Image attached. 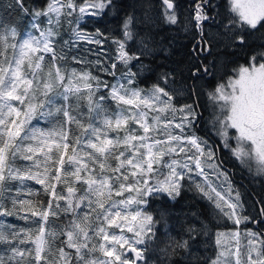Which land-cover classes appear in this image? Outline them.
<instances>
[{"label":"snow or ice","instance_id":"6c2138e0","mask_svg":"<svg viewBox=\"0 0 264 264\" xmlns=\"http://www.w3.org/2000/svg\"><path fill=\"white\" fill-rule=\"evenodd\" d=\"M15 3L28 13L23 0H15ZM164 3L170 10L166 12V21L176 24L173 3L171 0H164ZM111 5L112 0H86L78 10L81 14H86V9H94L97 11L91 14L99 15ZM205 6L211 7V0H200L196 6L195 19L201 31V22L212 19L207 15ZM230 9L238 17V21H230V25H247L256 29L258 24L264 22V0H230ZM76 10L75 0H49L44 9H35L30 13L34 21L32 28L39 32L38 37L27 35L18 43L9 45L7 35L15 38L16 29L11 28L10 32L0 35V192L5 190L8 181L23 183L35 180L53 198L48 202L47 208L33 204L30 200L12 201L13 206L28 205L33 209L32 216H40L43 223L34 238L24 230H0V245L7 246L6 251L11 253L7 261L0 255V264H32L33 261L35 264H73V261L75 264H136V261H130L117 251L116 246L123 249L127 245L135 253L137 261L144 259L143 251L134 244L146 242L148 234L152 232L153 217L128 209L134 204L147 203L143 197L154 192L179 195L181 181L184 180L191 181L198 191L237 226L249 221L256 223L255 217L241 214V194L239 191L234 193L227 173L221 169L218 148L208 137L207 129L204 136L197 134L200 113L194 102L176 108L172 103L174 94L159 85H154L147 92L130 87L135 76L130 71L123 74L117 83L109 86L89 71L62 70L60 62H66L68 56L65 48L71 49L77 41L82 40L93 44L103 43L97 38L103 35L99 30L95 34H85L73 28L72 38L64 41L59 51L57 50L58 41L55 38L60 33L56 28L60 25L61 17L71 16ZM41 17L47 18L49 27L46 29L40 25ZM130 23L131 17L124 23L126 39L132 36L129 31ZM235 39L241 45L246 42L243 35L236 36ZM115 42L118 45L117 59L127 64L133 57L125 52L124 42ZM198 43L201 44L200 51L209 50L203 37ZM9 47L12 49L10 54ZM40 53L51 56L46 73L45 55ZM259 58H264V52H258L252 60L255 62ZM72 59L77 63L84 62L76 56ZM95 63L100 65L101 61L97 59ZM111 68L115 69L116 64L113 63ZM100 70L108 71L103 65ZM204 71L207 73L206 66ZM198 73L199 69L193 75ZM109 74L115 76L114 71ZM101 87L108 90L109 97L120 109L114 118L107 114L102 103L106 97L100 95L99 99L95 98ZM227 87L231 90L226 91L225 85L221 84L215 93L210 94L211 99L223 103L219 104V112H215L208 123L223 146L242 165H246L251 171L250 162L255 161L257 173L264 174V62L258 67L253 63L251 69L241 67L238 78L230 79ZM85 90L89 112L95 113V118L102 117L104 127L117 132L115 138H109L106 131L102 133L101 128L91 123L85 126L70 115V97L83 98ZM57 98H61L65 104L57 106ZM53 110L55 113L63 112L69 124L75 122L83 129L82 135L76 137L74 144H69L70 132L62 126L45 131L32 125L33 120L52 117ZM169 112L173 114L172 119H167ZM151 113L155 115L150 118ZM177 114L180 116L178 123L175 122ZM130 123L138 125L143 134H137V129L128 127ZM229 129L235 130L234 136H230ZM120 131L124 132L123 136L119 135ZM159 136L164 139H159ZM230 139L236 141L235 148H231ZM53 144L58 159L50 155ZM69 149L71 155L67 154ZM38 154L44 157L42 172L39 171L41 162ZM17 159L33 161V164L17 167ZM112 160H115V166L112 165ZM49 161L52 163L49 164ZM162 169H167V173H162ZM157 175H163V179H156L154 184L151 183ZM70 177H74L75 181L70 182ZM195 177L201 179L197 181ZM213 177L220 183L217 184ZM130 178L134 183L129 182ZM75 182H82L86 187L77 189ZM57 183L68 185L67 196L56 191ZM78 191L80 194L77 196ZM125 192H135L136 195L115 199L123 197ZM61 200L65 201L64 206L59 203ZM60 213H64L66 217L70 213L72 218L67 220L59 232L48 229V218L59 216ZM0 215H12V212L0 204ZM259 215L264 217V207ZM129 219L132 223L127 231L134 233V242L122 234H112L107 230L112 227L123 228L120 222ZM245 234L249 237L245 253L247 264H264V233L248 230ZM59 236L66 237L61 242L62 246L55 245ZM225 236V233H217L218 245ZM232 236L238 240L239 232L232 233ZM96 237H101L111 245H98L99 251L111 259L91 258V254L97 250L94 242ZM17 241L19 244L32 241L35 247L21 249ZM65 246L67 249H74V253L66 251ZM178 246L186 247V244ZM53 247H56L55 253L52 251ZM229 254L230 250L220 251L212 264H227ZM234 255L235 264H242L239 246Z\"/></svg>","mask_w":264,"mask_h":264},{"label":"trees","instance_id":"16d2710c","mask_svg":"<svg viewBox=\"0 0 264 264\" xmlns=\"http://www.w3.org/2000/svg\"><path fill=\"white\" fill-rule=\"evenodd\" d=\"M85 2L86 0H75L77 10L71 16L61 17L60 25L56 28L60 33L55 38L58 41L57 50L59 51V47L63 45L64 41L72 38L73 28L85 34H95L99 30L103 35L97 38L101 39L103 43L93 44L82 40L77 41L71 49L65 48L64 51L68 53V56L66 62H60L62 70L67 72L72 69H76L77 72L89 71L93 76L99 77L101 81L107 82L109 86L117 83L123 74L130 71L135 74L134 83L130 87L134 86L144 91H150L154 85H159L174 94L172 103L176 108L194 102L200 113V120L196 128L197 134L204 136L207 129L208 137L217 146L218 152L224 156V158L220 157L221 163L223 164L225 161L224 165L237 179L236 176L240 175L239 162L230 154L231 151L228 148H222L220 140L210 135L214 132L208 121L215 112H219V104L222 103L211 99L210 94L215 93L221 84L227 87L228 81L235 78L241 67H251L253 63L259 65L264 62V58H259L255 62L252 60V57L258 52H264V22L257 25L256 29L247 25H230V21H238V17L231 12L229 0H211L212 6H205L207 15L212 19L201 22L202 31L197 27L195 19L196 6L200 0H171L177 16L176 24L166 21V12L169 10L163 0H112V5L105 8L99 15L91 14L97 11L94 9H89L92 11L89 14H81L78 9ZM48 3L49 0H23L24 8L28 9V13H25L15 3V0H0V35L10 32L11 28L16 29L15 38L10 34L7 35L9 45L18 43L27 35L38 37L39 32L32 28L34 21L30 13L35 9H44ZM129 17H131L129 31L132 36L130 39H126L124 23ZM40 24L44 29L49 27L46 17L40 18ZM239 35H243L245 38L246 42L243 45L235 39ZM201 37H203V41H207L208 51H200L201 44L198 42L201 41ZM115 41L124 42L125 52L133 57L127 64L117 59L118 45ZM11 51L12 49L9 47V54ZM40 54L45 55L44 72L46 73L51 56L50 54ZM73 56L81 58L84 62L77 63L72 59ZM97 59L101 61L100 65L95 63ZM113 63L116 64L115 69L111 68ZM101 65L108 71H101ZM205 66L207 73L204 71ZM197 69H199V73L194 76L193 73ZM113 71L115 76L109 74ZM121 83H125V81H121ZM93 84L95 85V81ZM100 95L106 97L102 103L107 114L114 118L115 113L120 110L116 102L109 97L108 90L103 87L95 94V98L99 99ZM64 104L65 102L61 98H57V106ZM53 111L52 117L33 120L32 125L45 131L59 129L62 126L70 132L69 144H74L76 137L82 135L83 129L75 122L69 124L68 118L63 115V112L55 113V110ZM69 112L72 117L85 126L91 123L101 128L102 133L106 131L109 138L117 136L116 131L104 127L102 117L95 118L96 114L89 112L86 90L83 93V98L70 97ZM172 118L173 114L169 112L167 119ZM179 119L180 116L177 114L175 122L178 123ZM128 127L137 129V134H143L142 129H139V126L134 123H130ZM119 135L123 136L124 132L120 131ZM229 144L231 147H236V142L233 139L229 140ZM67 154L71 155V149ZM50 155L58 159L54 144ZM38 158L41 162L39 171L42 172L44 157L38 154ZM51 163L52 161H49V164ZM111 163L115 166L116 162L112 160ZM32 164L33 161L21 159L15 161L17 167L31 166ZM161 171L164 174L167 173V169ZM68 179L70 182L75 181L74 177ZM156 179H163V175L156 176L150 182L154 184ZM129 182L134 183L131 178ZM246 185L250 192L248 197L252 198L251 201L256 198L260 200L261 195H264L255 188L257 185L258 189L260 188L262 191L264 182L263 184L247 182ZM67 187L68 185L64 183H57L56 191L67 196ZM75 187L82 190L86 185L82 182H75ZM79 194L78 191L77 196ZM129 195L135 196L136 193L125 192L123 197H115V199H126ZM143 199L147 200V203L134 204L128 209V211L138 210L153 217L152 232L148 234L146 242L139 245L134 244L136 248L143 251L142 264L211 263L218 250L216 242L218 230H224V228L219 224L212 210L207 215V212L202 209V207L211 206L208 202L205 200L203 202L197 194L185 187L180 189L179 195L169 196L165 192H159L143 197ZM13 200H30L33 204L43 205L44 208H47L48 202L53 198L49 192L45 191L44 186L37 184L35 180H26L23 183L8 181L5 190L0 192V204L12 212V215H0V222L4 224L5 230L8 232L24 230L30 232L34 238L39 232L40 224L43 223L41 217L32 216L33 209H30L28 205L16 204L13 206ZM59 203L61 206L65 205L63 200ZM54 206L55 201H53ZM209 216H213V221H210ZM22 217H27V219ZM71 218L70 213L67 217L64 213H60L59 216H50L47 228L59 232ZM120 223L123 228L112 227L107 230L112 234H122L134 242L136 239L134 233L127 231V227L132 223L131 220ZM65 239L66 237L59 236L55 245L62 246L61 242ZM94 242L97 244V250L91 254V258L111 259L104 256L98 248L100 243H105L106 247L111 245L103 241L101 237H96ZM16 243L19 244L18 241ZM182 244H186V247L178 246ZM19 247L21 249L34 248L32 241L19 244ZM116 247L117 251L122 250L118 245ZM125 247L128 246L125 245ZM6 248L7 246L0 245V255H3L5 260L11 255L6 251ZM65 250L74 253V249H67L66 246ZM52 251L55 253L56 247H53ZM32 264L35 262L33 261ZM114 264H118V262H114Z\"/></svg>","mask_w":264,"mask_h":264},{"label":"rangeland","instance_id":"374dc122","mask_svg":"<svg viewBox=\"0 0 264 264\" xmlns=\"http://www.w3.org/2000/svg\"><path fill=\"white\" fill-rule=\"evenodd\" d=\"M230 1V0H229ZM90 12H92L91 10L89 9H86V14H89ZM53 19H55L53 17ZM41 25V24H40ZM259 25V24H258ZM42 27V26H41ZM255 66H259V65H255ZM252 67V66H251ZM251 67H248L249 69H251ZM240 70V69H239ZM239 70L237 71L236 73V76L234 79H237L238 76H239ZM226 91H230L231 89L228 88V87H225ZM147 92V91H146ZM163 99H167L166 97H163ZM223 103V102H222ZM151 115H155V113H151L150 114V118H151ZM209 130V129H208ZM212 130V129H211ZM174 131H179L178 129H174ZM229 134L230 136H234L235 135V130L234 129H229ZM211 136L217 138L218 140H220V138L218 136H216L215 134L213 133H210ZM159 139H164L163 136H159L158 137ZM234 140V139H233ZM235 141V140H234ZM236 142V141H235ZM222 148L224 149H227L223 146L222 144ZM231 148H235V147H231ZM232 154V152H231ZM158 176V175H157ZM155 178V177H154ZM195 179L197 181H199L201 178L199 177H195ZM213 180L215 181V177H213ZM217 184H219L220 182L219 181H215ZM181 188L182 187H185L187 189H189L191 192L197 194L200 198L201 196L203 197V201H207L211 206H212V211L215 213V217L216 219L218 220L219 224H221V226H223L224 230H218V233H225L226 236L225 237H222L221 238V244L218 245V250L216 252V254L214 255L213 259L211 260V263L217 259L218 257V254L220 253V251L222 250H230V253L228 256H227V264H235L236 262V256L234 255V253H236L237 251V246H239L240 248V252H241V262L242 264H247V256H246V252H247V245H248V239L249 237L245 234L248 230H252V231H256V232H259V230H255V229H252L251 227L247 226L245 223H242L240 224L239 226H237L233 220L229 219L226 215H224L223 212H221L219 209H217L215 207V204L208 200L200 191H198L196 188H195V185L189 181V180H185L184 182L181 181ZM233 186V190H234V193L235 191H238L234 185L232 184ZM226 187V186H225ZM233 193V194H234ZM152 194H156V192L152 193ZM202 199V198H201ZM225 211H227V209H225ZM242 215H245V211H244V208L241 212ZM248 223V222H247ZM233 226V227H232ZM0 230H5V226L2 222H0ZM7 231V230H5ZM239 232V237H238V240L237 238H234L232 236V233L234 232ZM8 232V231H7ZM217 238V236H216ZM33 247H35V245L33 244ZM126 248V247H125ZM122 249L120 251V253H122V255L125 257V250L126 249ZM34 249V248H33ZM3 251V250H2ZM6 261H7V258H6ZM142 261V260H141ZM142 264V262L140 263Z\"/></svg>","mask_w":264,"mask_h":264},{"label":"flooded vegetation","instance_id":"af4514ba","mask_svg":"<svg viewBox=\"0 0 264 264\" xmlns=\"http://www.w3.org/2000/svg\"><path fill=\"white\" fill-rule=\"evenodd\" d=\"M220 157L224 158L223 154H220L218 152V158H219V162L221 165V169L227 173L229 180L231 181V183L234 185V187L241 194L240 202L243 205L245 215L253 216L257 220L256 223L249 221L248 223H245V224L247 226L251 227L252 229H255L257 231L259 230V232L264 233V217H261L259 215L261 208L264 207V195H261L260 200H257V198L254 199V196L252 195L254 200L251 201L252 198L248 197V194H250V192H248L249 189L246 185L247 182H260L261 184H263L264 174H258L257 173V171H256L257 164L255 161L250 162L251 163V171H250L246 165H242L241 162L239 160H237L240 164V168H239L240 169V175L236 176L237 177V179H236L235 176L229 170V168H227V166L224 165L225 161H223V164L221 163ZM255 188L257 189V191L264 194V189L261 191L260 188L258 189L257 185L255 186ZM201 198L203 200L202 196H201ZM202 209L207 212V215H209V211L212 210L213 208H212V206H209V207H202ZM209 219H210V221H213V216H209ZM126 258L130 260L131 256L128 255Z\"/></svg>","mask_w":264,"mask_h":264},{"label":"water","instance_id":"95a60500","mask_svg":"<svg viewBox=\"0 0 264 264\" xmlns=\"http://www.w3.org/2000/svg\"><path fill=\"white\" fill-rule=\"evenodd\" d=\"M163 3H164V0H163ZM164 5L166 6L167 8V5L164 3ZM168 10V9H167ZM170 11V10H169ZM125 254L126 255H131L132 256V259L130 261H136V264H140V261L141 260H136V256H135V253H133L128 247L126 248L125 250Z\"/></svg>","mask_w":264,"mask_h":264}]
</instances>
